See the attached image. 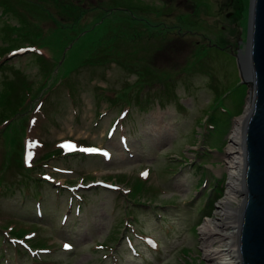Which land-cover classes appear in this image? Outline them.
I'll use <instances>...</instances> for the list:
<instances>
[{"label": "rangeland", "instance_id": "374dc122", "mask_svg": "<svg viewBox=\"0 0 264 264\" xmlns=\"http://www.w3.org/2000/svg\"><path fill=\"white\" fill-rule=\"evenodd\" d=\"M249 1L0 0V264H210Z\"/></svg>", "mask_w": 264, "mask_h": 264}, {"label": "water", "instance_id": "95a60500", "mask_svg": "<svg viewBox=\"0 0 264 264\" xmlns=\"http://www.w3.org/2000/svg\"><path fill=\"white\" fill-rule=\"evenodd\" d=\"M244 53L237 65L250 94L242 136L240 264H264V0H250Z\"/></svg>", "mask_w": 264, "mask_h": 264}, {"label": "bare ground", "instance_id": "6f19581e", "mask_svg": "<svg viewBox=\"0 0 264 264\" xmlns=\"http://www.w3.org/2000/svg\"><path fill=\"white\" fill-rule=\"evenodd\" d=\"M249 97L246 100L247 106L245 111H248L250 107ZM244 117L245 116H239L234 118L233 125L228 133L227 145L223 153L226 158L225 162L227 163L226 167L230 178L228 185L230 188V196L226 197V199L220 203L223 206L220 211L226 214V216L219 224H212L204 219L200 227L204 255L210 260V264H240L238 247V215L240 207L237 208L236 205L233 207L231 201L234 200L239 203L241 201V199L235 198L238 196L235 194V190L240 192L239 195L242 196V136ZM215 242L218 244L213 247L212 245Z\"/></svg>", "mask_w": 264, "mask_h": 264}, {"label": "trees", "instance_id": "16d2710c", "mask_svg": "<svg viewBox=\"0 0 264 264\" xmlns=\"http://www.w3.org/2000/svg\"><path fill=\"white\" fill-rule=\"evenodd\" d=\"M112 9H115V8H112ZM110 10H111V9H110ZM15 113H17V111H16ZM211 201H212V199H209L208 204H209V202L211 203Z\"/></svg>", "mask_w": 264, "mask_h": 264}, {"label": "snow or ice", "instance_id": "6c2138e0", "mask_svg": "<svg viewBox=\"0 0 264 264\" xmlns=\"http://www.w3.org/2000/svg\"><path fill=\"white\" fill-rule=\"evenodd\" d=\"M143 175H147V173H144ZM65 247H70L69 245H65Z\"/></svg>", "mask_w": 264, "mask_h": 264}]
</instances>
